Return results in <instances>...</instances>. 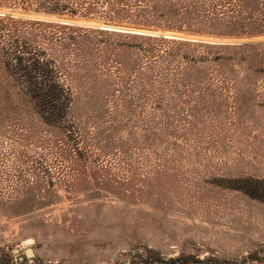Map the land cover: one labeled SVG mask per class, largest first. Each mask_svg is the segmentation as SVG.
Returning a JSON list of instances; mask_svg holds the SVG:
<instances>
[{
    "label": "rangeland",
    "instance_id": "obj_1",
    "mask_svg": "<svg viewBox=\"0 0 264 264\" xmlns=\"http://www.w3.org/2000/svg\"><path fill=\"white\" fill-rule=\"evenodd\" d=\"M75 2L0 0V264H264V0L189 25L152 0ZM13 42L51 59L69 131L24 98Z\"/></svg>",
    "mask_w": 264,
    "mask_h": 264
},
{
    "label": "trees",
    "instance_id": "obj_2",
    "mask_svg": "<svg viewBox=\"0 0 264 264\" xmlns=\"http://www.w3.org/2000/svg\"><path fill=\"white\" fill-rule=\"evenodd\" d=\"M92 0H76L74 5H79V9L83 7V10L86 12L89 11L90 6H82L85 3L88 4ZM94 1V0H93ZM96 2H105L107 9L113 10V4L118 5L121 0H95ZM224 0H152L151 8L157 12L163 5L162 9H165L166 15H175L177 12L175 7L179 9V13L181 14V19L189 25V23H193V21H197L195 19L194 13L197 10L203 9L206 7L209 11L210 21L213 23L219 22L218 19L219 11L217 10V3L223 2ZM231 1V0H228ZM238 4L236 7L241 8L240 3L243 4L244 0H234ZM64 2V1H63ZM161 3V4H160ZM63 8L60 10V13L66 9L65 5H62ZM77 7V6H74ZM77 8L70 9L67 11L69 14L74 15L76 13ZM181 10V11H180ZM231 15L227 16L226 24L228 27H233L237 25L236 18L239 12L232 11ZM163 13V15H165ZM191 16H194V20ZM63 29L71 30L67 26H60ZM79 28H76L78 31ZM74 30V29H73ZM210 32H215V30H209ZM100 33H111L114 32L99 30ZM228 35L238 34L244 35V32H237L232 30H226L225 32H221ZM121 36L133 37L138 39H143V36L139 35H129V34H120ZM125 37V38H126ZM74 38L71 36H67L64 43L72 42ZM67 41V42H66ZM160 42H169L172 44L178 45H186L193 46L195 48L200 47L207 51L211 50H222L225 51L227 49H236V47L229 46H212L207 44H198V43H187V42H178L167 39H159ZM62 42V43H63ZM63 47H66V44H62ZM259 46V45H258ZM51 59L47 58L46 54L39 53L36 51H29L27 49L21 48L17 42H13L12 45V54H11V63H9V67L14 74H16L22 83L25 85L26 91L23 93L24 98H26L31 105L37 110L40 114L42 121L51 126H59L65 131L67 123V115L68 110L71 104V98L69 90L65 87V85L60 82L57 78V69L50 68Z\"/></svg>",
    "mask_w": 264,
    "mask_h": 264
},
{
    "label": "water",
    "instance_id": "obj_3",
    "mask_svg": "<svg viewBox=\"0 0 264 264\" xmlns=\"http://www.w3.org/2000/svg\"><path fill=\"white\" fill-rule=\"evenodd\" d=\"M162 36L165 39H175V40H193V41H201V42H221V40H213V39H209V38H200V37H196V36H191L188 34H184L181 32H164L162 34ZM222 42H224L222 40ZM255 42H261V41H255ZM249 43V41L247 42ZM24 257L25 258H33V252L31 249L27 248L24 250ZM23 258H20V260H22Z\"/></svg>",
    "mask_w": 264,
    "mask_h": 264
}]
</instances>
